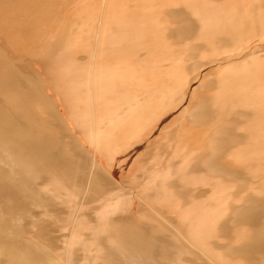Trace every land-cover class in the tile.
<instances>
[{
    "label": "bare ground",
    "instance_id": "1",
    "mask_svg": "<svg viewBox=\"0 0 264 264\" xmlns=\"http://www.w3.org/2000/svg\"><path fill=\"white\" fill-rule=\"evenodd\" d=\"M0 264H264V0H0Z\"/></svg>",
    "mask_w": 264,
    "mask_h": 264
},
{
    "label": "rangeland",
    "instance_id": "2",
    "mask_svg": "<svg viewBox=\"0 0 264 264\" xmlns=\"http://www.w3.org/2000/svg\"><path fill=\"white\" fill-rule=\"evenodd\" d=\"M62 15H65V9L63 8L62 9ZM194 102H195V99H192V105H194ZM176 119V117H169V119H166L165 121H164V123H163V125H162V127H163V129H164V127L165 126H167V127H165L166 129H164V130H168V129H170L171 128V125H172V123L174 122V120ZM173 121V122H172ZM162 133V136H161V133ZM160 132H158L159 134H156L157 135V137L154 135V136H151L152 137V140L151 141H154V142H156L157 143V141L159 140L158 138H160V137H163V134L165 133V132H163V131H160ZM151 137H150V139H151ZM144 138V137H143ZM148 138V137H147ZM145 139H146V137H145ZM146 140H148L149 141V139H146ZM221 161H225L224 159L222 160L221 159ZM119 170V171H118ZM124 168H122V167H120V169H119V167H117L116 168V172H115V178L118 180V181H120V180H122V178L123 177H126V175H124L125 173H124ZM131 174H132V171L130 172ZM132 186V185H131ZM125 187L126 186H124V189H125ZM134 186H132V188H133Z\"/></svg>",
    "mask_w": 264,
    "mask_h": 264
}]
</instances>
